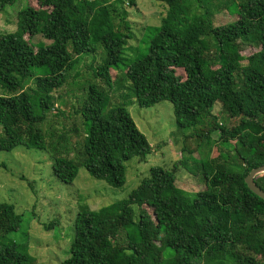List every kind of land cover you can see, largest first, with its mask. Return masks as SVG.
<instances>
[{
  "label": "trees",
  "instance_id": "trees-1",
  "mask_svg": "<svg viewBox=\"0 0 264 264\" xmlns=\"http://www.w3.org/2000/svg\"><path fill=\"white\" fill-rule=\"evenodd\" d=\"M16 1L0 0V13ZM155 1L166 5V15L147 54L129 61L124 54L134 31L124 5L136 7V0H28L17 30L0 34V152L49 149L62 183L71 185L83 167L123 188L127 163L145 162L153 151L125 105L113 104L110 95L124 87L112 70L128 61L124 79L135 103L151 109L169 101L176 126L192 130L203 149L194 170L205 189L190 193L176 185L181 169L196 174L194 158L182 154L171 169L152 167L126 199L78 213L61 264H264V200L245 182L264 166V0ZM234 8L238 19L217 26V15ZM38 35L50 44L34 43ZM249 48L256 52L244 57ZM99 51L93 78L109 91L78 85L84 94L76 113L86 133L71 157L66 133L78 128L57 134L42 127L70 72ZM216 104L239 123L221 124ZM232 145L235 155L212 157V147ZM255 183L264 191V174ZM23 223L15 206L0 204V264L34 263L25 243L9 240Z\"/></svg>",
  "mask_w": 264,
  "mask_h": 264
},
{
  "label": "rangeland",
  "instance_id": "rangeland-1",
  "mask_svg": "<svg viewBox=\"0 0 264 264\" xmlns=\"http://www.w3.org/2000/svg\"><path fill=\"white\" fill-rule=\"evenodd\" d=\"M28 0H17L0 13V34L14 33L17 30V14L27 7ZM136 7L124 5L132 22L134 38L129 42L124 58L127 60L141 59L148 52L149 43L157 34L161 21L166 15V5L155 0H136ZM238 19L235 8L225 10L217 15L216 25L234 22ZM34 43L50 44L41 35L34 39ZM256 52L253 48L243 52L248 57ZM102 52L95 56L82 59L69 74L67 83L55 92V107L43 125L45 132L52 130L57 134L78 128V133L70 131L67 134L66 148L71 149L70 156L77 157L82 149L85 129L82 118L76 113L83 100V91L80 87L97 83L108 92L109 89L100 82H95L93 73L101 63ZM96 58V60H95ZM127 62L112 70L115 80L123 84L110 93L113 104L122 103L129 111L138 129L146 136L152 146V154L145 162L134 158L127 163V183L123 188H113L104 181L96 180L80 168L75 181L67 185L59 181L53 172V161L50 150H25L17 148L11 152H0V204L7 203L15 206L16 212L23 215L24 223L19 232L10 234L9 240L25 243L30 255L34 258L33 264H61L69 257L70 247L74 238L75 219L83 208L98 210L119 200L126 199L138 187L144 178L149 176V170L154 166L171 169L173 164L183 156L194 158L190 161L193 170L200 166L202 150H198V141L190 137L192 130H181L176 126L173 105L169 101L162 102L151 109H141L128 89L125 81ZM129 63V62H128ZM92 64L94 68L92 71ZM87 84V85H86ZM128 97V102H125ZM217 105V104H216ZM213 113L219 116L220 123L232 128L239 122L231 118L218 104ZM188 135V136H187ZM217 142L219 132L212 135ZM212 157L219 155L218 151L227 152L235 149L232 146L225 148L214 146ZM186 150L184 153L183 150ZM207 153V149H204ZM211 156V154H210ZM234 160V156L232 157ZM198 160V161H197ZM195 171V170H194ZM196 174L181 169L177 173V187L197 193L205 189L200 171ZM197 175V176H195ZM55 226L49 229L51 224ZM171 251L166 253L170 257Z\"/></svg>",
  "mask_w": 264,
  "mask_h": 264
},
{
  "label": "water",
  "instance_id": "water-1",
  "mask_svg": "<svg viewBox=\"0 0 264 264\" xmlns=\"http://www.w3.org/2000/svg\"><path fill=\"white\" fill-rule=\"evenodd\" d=\"M261 174H264V166L253 169L250 174L246 177L245 182L248 188L259 198L264 200V191L261 190L255 183V178Z\"/></svg>",
  "mask_w": 264,
  "mask_h": 264
}]
</instances>
